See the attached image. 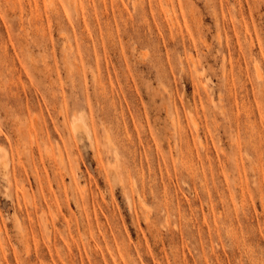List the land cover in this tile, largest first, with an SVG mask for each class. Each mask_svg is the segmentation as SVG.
Listing matches in <instances>:
<instances>
[{
  "label": "rangeland",
  "instance_id": "374dc122",
  "mask_svg": "<svg viewBox=\"0 0 264 264\" xmlns=\"http://www.w3.org/2000/svg\"><path fill=\"white\" fill-rule=\"evenodd\" d=\"M0 264H264V0H0Z\"/></svg>",
  "mask_w": 264,
  "mask_h": 264
},
{
  "label": "bare ground",
  "instance_id": "6f19581e",
  "mask_svg": "<svg viewBox=\"0 0 264 264\" xmlns=\"http://www.w3.org/2000/svg\"><path fill=\"white\" fill-rule=\"evenodd\" d=\"M79 123H80V122H79ZM80 124H81V123H80ZM78 128H79V126L77 125V123H73L70 132H71V133H78ZM60 154H62V153H60Z\"/></svg>",
  "mask_w": 264,
  "mask_h": 264
}]
</instances>
